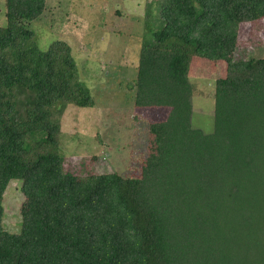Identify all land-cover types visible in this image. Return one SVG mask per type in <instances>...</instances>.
I'll return each instance as SVG.
<instances>
[{"label": "trees", "instance_id": "16d2710c", "mask_svg": "<svg viewBox=\"0 0 264 264\" xmlns=\"http://www.w3.org/2000/svg\"><path fill=\"white\" fill-rule=\"evenodd\" d=\"M47 5L5 0L0 25V264H264V56L236 58L240 26L264 25V0L147 4L130 88L137 107L170 111L149 124L139 177L65 171V111L95 102L69 43L39 45L32 23ZM200 59L226 65L212 133L192 122Z\"/></svg>", "mask_w": 264, "mask_h": 264}, {"label": "rangeland", "instance_id": "374dc122", "mask_svg": "<svg viewBox=\"0 0 264 264\" xmlns=\"http://www.w3.org/2000/svg\"><path fill=\"white\" fill-rule=\"evenodd\" d=\"M153 0H48L45 15L32 23L42 49L55 40L69 43L80 79L91 90L94 106L67 107L62 118L61 152L65 171L74 174L117 172L139 177L148 155L149 124L167 119L169 108H140L130 83L136 80L147 4ZM6 24L0 0V25ZM236 58L264 56V25L242 24ZM243 47V49H241ZM225 63H193L194 127L214 130L215 81ZM20 183L5 193L4 225L15 232L24 200Z\"/></svg>", "mask_w": 264, "mask_h": 264}]
</instances>
